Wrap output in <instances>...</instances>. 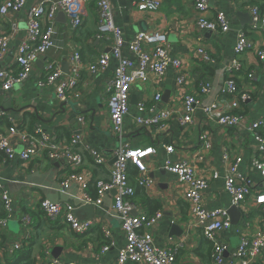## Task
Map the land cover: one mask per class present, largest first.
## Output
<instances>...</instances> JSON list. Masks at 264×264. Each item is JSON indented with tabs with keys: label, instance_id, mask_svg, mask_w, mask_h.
<instances>
[{
	"label": "crops",
	"instance_id": "0c3cea01",
	"mask_svg": "<svg viewBox=\"0 0 264 264\" xmlns=\"http://www.w3.org/2000/svg\"><path fill=\"white\" fill-rule=\"evenodd\" d=\"M43 1L26 0L20 12L0 17V36L12 33L0 68L14 64L17 49L26 39L28 11ZM138 1L110 0L114 24L122 32L124 41L132 42L138 33H163L170 57L179 60L181 68H168L162 78L149 74L145 83H136L130 89L121 141L132 149H153V154L146 160V177L152 182L149 186H138L135 167L130 166L127 171L129 184L135 190L133 213L152 215L161 212V219L150 230L153 245L156 248L182 245L175 264H213L210 245L198 230L185 200L188 186L168 173L163 163L167 159L188 162L196 175L208 182L202 193L204 209H227L229 212L232 205L224 187L227 167L223 158L225 155L231 160L240 158L238 172L252 181V195L237 207L240 211L238 224H231L230 229L219 233L220 243L225 246L223 264H229L240 236H253L264 229L254 198L264 192V179L252 166L253 160L264 159V154L259 151V144L249 130L251 123L264 113V59H260L255 51L234 53L236 34L240 31L246 33L256 50L264 48V31H248L250 8L257 6L264 10V0H209L210 17L218 11L226 15L230 25L226 33L198 29L196 22L200 14L194 7V0H156L160 8L155 12L138 11L135 7ZM97 22L95 4L91 0L83 3L82 24L75 31L70 28L68 16L58 13L54 21V47L36 63L25 83L15 85L8 93L0 91V112L5 113L0 119V133L8 137L14 151L19 153L25 148L20 134H32L35 128L62 143H68L73 135L80 134L77 151L83 163L78 171L88 182L85 190L75 184L63 188L61 183L72 171L61 163L50 162L44 154L26 162L6 159L0 169V195L7 193L11 203L10 211H6L0 199V218H9L7 227L0 229V264L13 262L16 252L12 246L17 241L22 244V252L29 253L35 264H48L54 259L55 248L60 249L58 259L65 263L116 264L119 250L125 246V236L112 209L113 193L105 196L100 206L86 201L96 198L95 181L109 180V168L120 142L110 129L106 92L116 61L111 58L108 66L97 74L89 71V66L112 46L110 38L98 36ZM199 50H203L210 61H206ZM75 52L80 54V77L73 93L79 98L60 103L53 87L41 84L44 66L48 62L54 63L64 75L68 74L70 57ZM123 55L133 61L134 68L138 66L134 55L126 48ZM233 64L237 69L227 72ZM179 77L183 78L182 84L177 82ZM229 80L236 85L238 96L225 93ZM203 88H208L209 92L203 94ZM158 94L160 100L154 101ZM241 94L249 98L242 102L238 99ZM187 96L195 98L199 105L192 122L181 126L179 118ZM232 102L238 103L236 109L232 108ZM210 104L216 105L217 110L206 116L203 108ZM141 106L142 111L139 110ZM161 110L172 112L167 122L147 128L136 123L138 116L152 118ZM228 113L241 116V125L236 128L217 125L216 120ZM79 117L84 120L82 124L77 121ZM259 133L264 137V129ZM202 137H205L203 142ZM89 150L100 153L105 165H96L87 154ZM0 157L3 156L0 154ZM44 200L72 206L78 220H90L94 226L86 235L73 234L63 222L49 220L41 212L40 204ZM86 205L94 207L92 219H88L85 210L76 213ZM25 218L29 219V224L24 223ZM173 225L181 230L180 235H175ZM102 229L110 232L107 244L110 247L106 252H102L105 246ZM254 264H264V248Z\"/></svg>",
	"mask_w": 264,
	"mask_h": 264
},
{
	"label": "built area",
	"instance_id": "2783aa9c",
	"mask_svg": "<svg viewBox=\"0 0 264 264\" xmlns=\"http://www.w3.org/2000/svg\"><path fill=\"white\" fill-rule=\"evenodd\" d=\"M86 0H44L37 7L28 11L26 21V39L21 43L15 55V62L11 66L0 68V91L8 93L15 85L25 83L36 63L45 57L46 53L54 47V36L56 31L54 21L58 13L62 12L70 20L72 31L77 30L82 24L83 3ZM95 4L98 22L97 31L99 37H108L112 42L109 52L103 54L95 63L89 66L92 74L103 71L112 58L116 61V67L113 77L107 86V104L109 113L110 129L119 144L114 151V162L109 168L108 181H95L96 198L86 201L95 206H100L105 196L113 193V212L117 215L120 228L125 236V246L119 250L116 264H175L178 251L182 245L175 247L156 248L153 245V238L150 230L161 219V212L152 215L134 214L135 206L132 202L135 190L129 184L128 167L134 166L137 171V184L140 187H147L152 182L146 177V160L153 154V149H132L128 144L121 141L123 131V120L129 109L130 89L136 83H145L149 74H155L158 78L164 77L168 68L179 70L181 63L179 60L172 59L165 47L166 36L160 32L138 33L132 42L128 44L124 41L122 32L115 26L113 15L110 9V0H91ZM209 0H194V7L200 14L196 22L198 29L216 33H226L229 28V21L222 11L216 12L213 17L208 15ZM26 5V0H0V17H5L10 13H18ZM138 11L155 12L160 8L159 1L139 0L135 3ZM250 23L249 32L264 31V10L257 6H252L249 10ZM15 30V27L12 31ZM12 33L0 36V63L3 61L5 53L8 50ZM254 44L250 41L244 31L236 34L234 53L243 54L248 51H255L260 59H264V48L256 50ZM126 48L135 57L138 64L136 68L133 61L123 55V49ZM147 48V49H146ZM198 53L206 61L210 59L203 50ZM80 62L79 52H75L70 57V70L68 74L62 71L54 63H46L44 66V86L53 87L57 102L65 103L70 99H78L74 94L77 82L80 77L78 69ZM237 69L233 64L227 72ZM252 78L251 75L248 76ZM178 84L183 83V78L177 79ZM225 93L233 97L238 96L236 85L232 80L226 81ZM209 92L208 88H203L202 93ZM160 95H156L154 101L160 100ZM249 97L241 94L238 99L245 102ZM198 101L190 96L183 100V114L179 118L181 126L189 125L192 122V116L198 107ZM238 107L237 102H232V108ZM140 111L143 110L141 106ZM214 104L203 108L206 116L216 111ZM5 115L0 112V119ZM172 115L170 110L157 111L152 118H136L138 126L147 128L167 122ZM78 123H83V118H78ZM217 125L222 127L236 128L242 123V117L228 113L221 115L216 120ZM264 129V113L262 116L251 123L249 130L252 132L255 140L259 144V151L264 154V137L259 130ZM25 148L17 153L12 148L8 137L0 133V169L7 160L14 158L20 161H31L45 155L50 162H57L64 165L65 168L72 171L61 183L63 188H68L71 184L78 185L85 190L88 182L83 174L78 171L82 167V157L77 151L81 143L80 134H75L68 143L55 141L40 128H35L32 134H20ZM202 142L205 137L201 138ZM168 151H171L168 148ZM87 154L92 158L96 165H105V159L100 153L89 150ZM223 162L227 167L225 177V190L231 198V205L240 207L245 200L252 195V181L243 177L238 172L240 158L231 160L227 155ZM255 172L264 179V159H254L252 162ZM163 168L170 174L175 175L179 182L188 186L185 200L189 205L190 212L196 220L198 230L203 238L212 244L211 260L213 264H223V254L225 246L220 243L219 233L231 228V221L227 209L205 210L202 202V193L208 187L206 179L196 175L194 168L186 161L173 162L169 159L163 163ZM216 178V175L213 176ZM1 188V187H0ZM86 198V197H85ZM255 203L260 209V221L264 226V192L254 196ZM3 208L10 211L11 200L7 193L0 195ZM41 212L52 221L63 222L68 229L75 235H86L94 226L93 222L80 221L74 214V208L70 205L44 200L40 204ZM9 218H0V229L7 227ZM25 224H29V219H24ZM106 239H110V232L102 229ZM237 234L239 231L236 232ZM110 245H105L102 252H106ZM264 248V229L253 236L241 235L238 247L232 254L229 264H254L262 253ZM14 252L22 250V244L17 241L13 244ZM48 264H74L65 263L60 259H52Z\"/></svg>",
	"mask_w": 264,
	"mask_h": 264
},
{
	"label": "water",
	"instance_id": "95a60500",
	"mask_svg": "<svg viewBox=\"0 0 264 264\" xmlns=\"http://www.w3.org/2000/svg\"><path fill=\"white\" fill-rule=\"evenodd\" d=\"M83 210L88 212V219H92V217L94 216V207L91 206V205H86V206H83V207L79 208L76 211V213H79L80 211H83ZM228 214H229V217H230V220H231V224L233 226H236L238 224V222H239V219H240V211L237 209L236 206H232L229 209ZM171 228L175 232V235H177V236L180 235L181 230H179L176 225H173ZM52 256H53L54 259H58L59 256H60V249L59 248H55L53 250V252H52Z\"/></svg>",
	"mask_w": 264,
	"mask_h": 264
},
{
	"label": "trees",
	"instance_id": "16d2710c",
	"mask_svg": "<svg viewBox=\"0 0 264 264\" xmlns=\"http://www.w3.org/2000/svg\"><path fill=\"white\" fill-rule=\"evenodd\" d=\"M130 166H132V165H129L128 169L130 168ZM132 167H134V166H132ZM103 239H104V244L107 245L108 239H106L105 237H103ZM206 242L210 245V249H211V253H212V244L209 243L208 241H206ZM7 264H35V262L30 258L29 253H27V252L24 253V252H22V250H20V251H17L16 253H14L13 262H10Z\"/></svg>",
	"mask_w": 264,
	"mask_h": 264
}]
</instances>
